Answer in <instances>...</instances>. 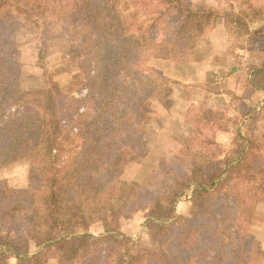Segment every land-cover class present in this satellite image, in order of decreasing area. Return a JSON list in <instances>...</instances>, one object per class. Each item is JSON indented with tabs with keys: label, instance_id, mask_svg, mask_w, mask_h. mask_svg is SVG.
<instances>
[{
	"label": "trees",
	"instance_id": "obj_1",
	"mask_svg": "<svg viewBox=\"0 0 264 264\" xmlns=\"http://www.w3.org/2000/svg\"><path fill=\"white\" fill-rule=\"evenodd\" d=\"M220 15L192 0H0V170L29 165L26 187L9 196L0 190V264H130L135 239L121 228L123 218L142 208L144 231L153 234L181 218L167 215L161 198L168 208L183 199L198 208L162 241L166 264H262L264 247L247 214L252 198L241 195L236 174L262 173L255 205L264 200V163L242 127L231 152L197 127L147 183L122 179L130 157L148 150L140 134L146 102L156 97L169 107L177 83L150 60H192ZM224 15L234 35L248 37V50L264 55V0ZM51 20L77 48L67 60L76 71L65 87L25 90L9 80L4 33L11 27L49 38ZM247 68V83L264 91V56ZM246 107L258 120L264 98ZM204 119L218 117L210 109L186 117Z\"/></svg>",
	"mask_w": 264,
	"mask_h": 264
},
{
	"label": "rangeland",
	"instance_id": "obj_2",
	"mask_svg": "<svg viewBox=\"0 0 264 264\" xmlns=\"http://www.w3.org/2000/svg\"><path fill=\"white\" fill-rule=\"evenodd\" d=\"M245 1L192 0L196 6L208 5L218 8L221 15L218 17L217 22L225 17L224 13L228 10H240ZM51 24L52 35L49 38H40L25 31H14L11 27L4 33L3 48L10 58L8 68L9 80L12 83L22 81L21 87L25 90L41 91L43 89L47 90L48 88L54 89L57 85L59 87H65L71 74L76 71L74 59L67 60L76 55L77 48L70 46L59 23L51 20ZM258 26L259 23L252 24L251 28L254 30ZM207 34L208 32L199 39L198 43L202 39L206 42L207 40L204 38ZM233 36L235 40L225 53L232 55L235 60L234 62L236 64L238 63V65L240 64L243 81L242 88L238 92H232L229 96L218 95L220 89L228 83V70H223L208 76L204 84L183 81L184 77L181 74V70L186 69L187 73L195 74V71L192 68H187L186 65H188V62L203 56V47L197 46L193 59L185 63H176L164 59L157 61L155 59L150 60V65L158 67L167 77L175 80L177 83L172 84V102L169 107L156 97H151L146 102V104L148 103V107L144 109L146 123L143 132L149 140L151 147L149 153L144 157L136 154L130 157L122 175V179L126 183H136L138 185L147 183L150 176L159 168L162 161H164L162 158L163 155L169 161L173 155L169 150L173 149L172 147L174 145L182 142V139L185 140L189 131L191 130L192 132V129L196 130L197 127L201 128L208 135L215 136L221 144V147L228 152H231L234 146L235 130L239 126L242 127L249 134L252 144L256 146L255 151L258 152L260 157L257 163H264V128L262 127L264 124V111L260 114L258 120H255L249 114L247 115L245 113L247 110L246 104L253 106L264 98L259 97L250 103L248 99L252 96V89L254 88L246 80L249 61L251 59L259 61L264 55L248 50L250 46L248 37H237L234 34ZM204 46H207V44ZM40 47L43 48V58L39 54ZM40 58L41 65L38 64ZM178 76L183 80L176 78ZM190 77L197 79L196 75H190ZM194 104L195 106H191ZM198 109L213 110L216 113V117H218L217 121L210 122L204 119L200 125L195 121H187L186 117H192ZM242 117L244 120L241 119ZM252 172L245 171L243 174L237 173L236 176L242 183L243 193L241 195L249 196L253 201L259 194L258 188L260 187L263 175L257 172L253 177ZM28 174L29 165L27 163L15 164L1 169L0 190L9 196L13 191L26 187L28 184ZM166 201L167 198H161L160 201L161 208L168 209L166 210V214L173 216L175 212L181 215V218L175 225H169L159 234L144 231L143 222L145 210L142 208H138L128 217L123 218L121 228L135 239L134 250L136 251L133 253L134 256L131 258L130 264H166L161 255L162 241L168 240L173 234L184 228L186 220H193L197 217L198 208L190 199L180 200L177 205L172 208L170 207L171 209L165 204ZM252 201L251 207L247 210L248 219L252 224L255 238L264 247L261 241L262 239L258 236L259 226L264 225V200H260L259 202L255 200V205ZM91 230L94 233H98L102 230V226L95 224L91 227ZM10 262L14 264L16 259L11 258ZM234 262L236 264H244L238 260ZM48 264L58 263L55 259H51ZM262 264H264V260Z\"/></svg>",
	"mask_w": 264,
	"mask_h": 264
},
{
	"label": "crops",
	"instance_id": "obj_3",
	"mask_svg": "<svg viewBox=\"0 0 264 264\" xmlns=\"http://www.w3.org/2000/svg\"><path fill=\"white\" fill-rule=\"evenodd\" d=\"M204 39H206L207 41L205 42V40L202 39L198 43L199 47L204 48L203 56L201 58L194 59L188 62V65H186L187 68H192V70L195 71V74L187 73L186 69L181 68L184 69L183 71L181 70V74H183L184 80L180 78V76L176 78H179L185 82L191 81L192 83L204 84L208 76L221 72L223 70H228V83L223 88H221L220 91L218 90V88H216V90L219 91L218 95L229 96L232 92H238L239 89L242 88L243 73L241 72L242 70L240 68V64L238 65V63L236 64L234 62V57L230 54L225 53L234 42L235 37L226 26L224 17L216 23L214 28H212V30L208 32ZM206 44L207 46H204ZM192 70L190 71L193 72ZM190 75H196L197 79H192ZM252 92V96L248 99L250 103L254 102L255 99L259 97H264L263 91L252 89ZM147 104L145 105L144 109H147ZM145 123L146 116L144 115L143 125L140 134L144 139L147 140L149 146L147 153L140 157L146 156L149 153L151 147L149 140L145 137V134L143 132ZM182 140V142H180L178 145H174V147H172L173 149L169 151H171V153H173V151H177L184 142V139ZM162 158L165 159L166 156L163 155ZM258 236L262 239L261 241L264 244V225L259 226Z\"/></svg>",
	"mask_w": 264,
	"mask_h": 264
}]
</instances>
